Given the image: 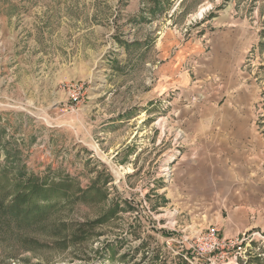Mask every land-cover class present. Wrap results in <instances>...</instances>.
Returning <instances> with one entry per match:
<instances>
[{"label":"rangeland","instance_id":"obj_1","mask_svg":"<svg viewBox=\"0 0 264 264\" xmlns=\"http://www.w3.org/2000/svg\"><path fill=\"white\" fill-rule=\"evenodd\" d=\"M189 1L0 0V264L228 262L193 250L185 257L178 242L186 229L218 228L210 220L217 209L170 208L159 189L169 181L163 161L156 163V175L125 178L112 156L138 130L163 136L154 150L158 158L165 159L172 143L175 166L184 154L174 140L181 130L172 112L173 100L182 98L178 90L143 94L152 81L143 72L144 57L152 58L168 28L191 38L231 27L255 31L244 65L258 90L253 120L264 131V0H202L192 15ZM202 7L208 9L199 16ZM225 15L228 23H221ZM141 37L148 48L140 46ZM217 83L196 82L201 91L191 103L208 101ZM79 86L83 95L76 105L71 96ZM104 107L111 108L105 113ZM167 121H174L171 135ZM137 148L130 144L128 157ZM247 232L264 235L255 228L220 235L234 240ZM171 237L177 238L172 248ZM250 245L246 253L233 249L242 252L237 264H264L263 241Z\"/></svg>","mask_w":264,"mask_h":264},{"label":"crops","instance_id":"obj_2","mask_svg":"<svg viewBox=\"0 0 264 264\" xmlns=\"http://www.w3.org/2000/svg\"><path fill=\"white\" fill-rule=\"evenodd\" d=\"M161 2L157 4L158 12H161ZM202 2L190 0L188 14L196 12ZM139 13L140 10L138 14L135 12V17ZM229 18L222 16L220 22L228 23ZM182 33L181 28H168L154 43L152 58L144 57L142 66L144 74L151 75L152 80L143 94L153 98L178 90L182 96L181 100L176 98L172 102V112L177 114L181 130L175 139L168 136L166 140L170 144L173 139L181 142L184 154L175 166V159H171L172 143L165 159L158 158L155 153L163 136H141L138 130V136L119 142L122 147L112 154L113 159L119 160L118 167L124 171L125 178L132 174L140 178L150 173L156 175V163L162 161L164 166L170 165L172 178L164 187H159L166 195L168 206L175 210L214 207L217 210L210 220L216 223L221 235L229 237L252 228L264 231V131L253 120L258 90L254 83H248L251 74L244 65L248 50L254 47L255 31L222 28L210 33L205 30L192 38ZM145 37L140 38L143 49L149 46ZM210 78L221 84H215L207 94L208 101L191 103L201 91L196 82ZM225 95L227 98L221 102L220 96ZM110 108L104 107L103 111L109 112ZM144 122H140L139 128ZM156 125L160 127L159 122ZM164 125L171 135L174 121ZM133 143L138 148L128 157L129 145ZM144 186L137 183L135 187L144 189ZM127 187L130 188L126 183ZM204 223L202 227L207 226Z\"/></svg>","mask_w":264,"mask_h":264},{"label":"built area","instance_id":"obj_3","mask_svg":"<svg viewBox=\"0 0 264 264\" xmlns=\"http://www.w3.org/2000/svg\"><path fill=\"white\" fill-rule=\"evenodd\" d=\"M83 95V86H79L76 88L72 93V100L73 103L76 105L81 102V97ZM172 159H175L173 157ZM173 173V168L170 165H166L162 169V175L166 178L171 179ZM175 225V224H174ZM185 232V230H183ZM261 239L264 243V235L260 232H247L243 233L240 236H237L236 239L232 238H225L220 235L219 229L215 226H210L206 231H196L192 232L186 229V233H184L181 239L178 241L181 251H183V255L187 257L189 251H195L196 255L200 257L208 256L209 259L213 260H223L225 264H237L238 259L240 258L239 255H242V252L235 254V248L242 250L246 253L247 246L252 244L255 239ZM229 239V240H227ZM177 241V238L171 237L167 244L168 247L172 248L174 242ZM251 246V245H250ZM173 250H175L173 248ZM233 252V254H231ZM232 255L229 258V255ZM216 264V263H214Z\"/></svg>","mask_w":264,"mask_h":264},{"label":"bare ground","instance_id":"obj_4","mask_svg":"<svg viewBox=\"0 0 264 264\" xmlns=\"http://www.w3.org/2000/svg\"><path fill=\"white\" fill-rule=\"evenodd\" d=\"M210 7V6H209ZM208 9V7H202L201 11H199L198 15L202 16L203 13Z\"/></svg>","mask_w":264,"mask_h":264}]
</instances>
